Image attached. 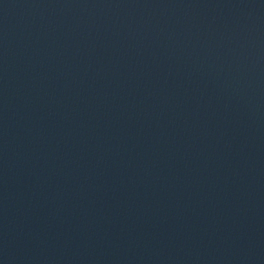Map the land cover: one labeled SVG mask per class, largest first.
<instances>
[{
	"label": "water",
	"instance_id": "obj_1",
	"mask_svg": "<svg viewBox=\"0 0 264 264\" xmlns=\"http://www.w3.org/2000/svg\"><path fill=\"white\" fill-rule=\"evenodd\" d=\"M0 264H264V0H0Z\"/></svg>",
	"mask_w": 264,
	"mask_h": 264
}]
</instances>
